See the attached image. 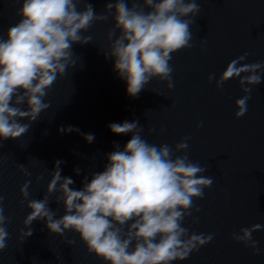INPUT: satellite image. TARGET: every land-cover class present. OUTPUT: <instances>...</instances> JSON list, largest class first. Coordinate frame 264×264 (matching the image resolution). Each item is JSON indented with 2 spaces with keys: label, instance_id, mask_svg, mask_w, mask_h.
Returning a JSON list of instances; mask_svg holds the SVG:
<instances>
[{
  "label": "water",
  "instance_id": "water-1",
  "mask_svg": "<svg viewBox=\"0 0 264 264\" xmlns=\"http://www.w3.org/2000/svg\"><path fill=\"white\" fill-rule=\"evenodd\" d=\"M21 2L0 0V36L6 38L8 28L20 19L16 13ZM108 2L82 0L78 7L83 10L84 3H90L96 14H103ZM196 2L201 11L191 26L193 46L171 54V90L154 78L138 97L127 94L125 81L113 70L114 60L104 53L110 43L107 34L114 27L109 16L82 33L92 37L91 43L73 45L75 66L51 86L45 97L50 107L29 131L18 139L0 140V196L4 198L0 206L10 218L0 264H105L87 251L72 230L57 235L43 221H34L28 226L32 235L21 234L28 230L23 223L31 211L28 200L45 196L55 162L64 161L61 175L72 178V187L80 189L85 176L103 170L114 145L122 148L131 138L109 130L111 123L125 120H138L144 128L142 137L156 145L174 147L190 137L189 160L207 166L203 175L213 179L204 197L193 201L194 209L200 210H193L182 225L189 234L213 238L173 264H264V68L259 85H244L252 91L241 117L235 115V102L245 93L239 78L228 76L231 62L245 53L249 55L240 64H264V0ZM220 76L229 80L217 88ZM69 126L79 132L58 131ZM149 128L155 131L148 134ZM82 134H94L95 139L88 143ZM76 168L81 170L79 175ZM26 182H30L28 200L20 192ZM56 195L50 196L49 207L59 218L64 208L56 203ZM254 225H260L251 233L259 254L233 239L234 233Z\"/></svg>",
  "mask_w": 264,
  "mask_h": 264
},
{
  "label": "clouds",
  "instance_id": "clouds-1",
  "mask_svg": "<svg viewBox=\"0 0 264 264\" xmlns=\"http://www.w3.org/2000/svg\"><path fill=\"white\" fill-rule=\"evenodd\" d=\"M81 3L22 0L16 13L20 19L8 28L6 38L0 36V140L18 139L29 131L32 122L50 107L45 97L51 86L75 66L73 45L91 43L92 37L82 33L109 16L114 27L107 34L110 43L104 53L114 60L113 70L125 81L127 94L138 97L154 78L166 82L169 90L173 88L171 54L193 46L191 26L201 11L196 0H110L103 14H96L90 3H84L80 10ZM248 55L232 61L228 68L229 79L239 78L245 93L235 102L237 117L246 113L252 91L244 85H259L264 68L260 62L240 64ZM208 79L211 82L213 76ZM229 79L220 76L217 88ZM108 127L113 134H130L131 138L122 148L115 144L106 154L103 170L91 173L90 178L85 176L80 189L72 187V178L61 175L64 161L60 160L55 162L42 199L28 200L30 182L21 187L31 210L24 225L43 221L49 232L57 235L72 230L79 234L87 251L105 264H173L187 259L213 238L189 234L182 226L193 210H200L194 209L193 201L202 199L204 189L213 184L211 177L203 175L207 166L188 158L190 137H183L174 147L156 145L142 137L144 128L138 120L114 122ZM58 131L79 129L69 126ZM153 131L149 128L148 134ZM82 135L88 143L95 139L94 134ZM74 171L79 175L81 170ZM54 193L56 203L64 208L59 218L49 207ZM3 199L0 196V205ZM9 222L0 206V251L7 247ZM259 228H242L233 239L259 254L251 239V233ZM21 235L30 237L32 229L28 227Z\"/></svg>",
  "mask_w": 264,
  "mask_h": 264
}]
</instances>
